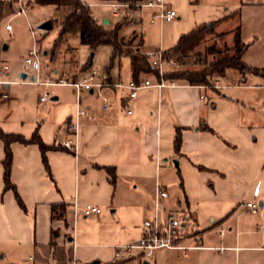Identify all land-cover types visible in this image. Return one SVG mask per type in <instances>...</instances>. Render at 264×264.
<instances>
[{
  "label": "crops",
  "instance_id": "0c3cea01",
  "mask_svg": "<svg viewBox=\"0 0 264 264\" xmlns=\"http://www.w3.org/2000/svg\"><path fill=\"white\" fill-rule=\"evenodd\" d=\"M166 2L178 16L171 22L154 23L162 32L169 26L155 48L170 51L182 34L229 16L219 25L229 23L232 35L240 26L241 38L248 44L243 60L248 66L264 68V0ZM9 6L13 0H0L2 13ZM150 9L151 15L157 10ZM155 48L137 49L146 53ZM237 72L231 73V86L224 84L229 86L225 89L187 83L147 88L130 102L132 114L127 113L125 89L84 91L79 103L75 89L65 86L75 92L76 99L58 92L53 97L56 103L44 113L24 106L22 98L11 99L9 84L0 83L4 86L0 94H9L1 100L0 126L26 137L38 131L45 143L56 146L46 153L48 171L39 145L12 144L11 180L25 204L23 209L15 192L5 189V146L0 143V264H141L139 260L147 257L115 261V247L141 237V219L153 213L158 183L170 193L166 207L177 210L181 200L176 201L162 183L161 170L173 159L184 158L198 172L200 197L214 205L220 202L227 211L212 225L186 231L182 244L192 247L189 250L159 249L144 264L179 252L182 264H264V73ZM58 73L52 76L63 77L54 75ZM142 75L140 79H149ZM225 77L218 80L222 83ZM72 78L80 80V75ZM227 89L233 91L227 93ZM96 93L99 99L88 96ZM82 94H87L85 102ZM103 96L110 101L108 110ZM78 107L92 117L81 119L74 151L63 142L71 137L67 122L76 118ZM178 126L183 129L180 152L174 147ZM106 166L115 168L114 180ZM186 201L189 206L188 196ZM246 201H254L259 212H250L243 205ZM62 203L66 205L63 218L53 209ZM87 204L100 207L101 213L85 215Z\"/></svg>",
  "mask_w": 264,
  "mask_h": 264
},
{
  "label": "rangeland",
  "instance_id": "374dc122",
  "mask_svg": "<svg viewBox=\"0 0 264 264\" xmlns=\"http://www.w3.org/2000/svg\"><path fill=\"white\" fill-rule=\"evenodd\" d=\"M22 1L29 5L27 16H15L13 14V11L18 8V2L15 0H13V6L11 8L9 6L3 13L0 10V80L7 81V84H9L7 92L10 94L11 99L14 100L18 97L22 98V104H24V106H29L34 112L43 109L40 111L44 113L48 112L51 104L53 105L56 103L57 100H54L53 97L58 92L67 97L72 95L71 97L76 99V94L70 87L61 85L51 87V94L47 103L40 102L43 87L29 84L33 83L31 81V74L33 71L24 60L29 50L34 46L37 47L40 53L43 75L52 76L56 70H59V73L54 75H63V77L55 78H66L76 81V79L72 77L80 75V80H82L88 77V67L91 66L99 74L109 72L112 76L110 77L116 81L121 79L123 82H128L132 79L131 59L128 55L117 58L111 67L112 46L100 45L96 49H93L89 45L81 43L79 35L75 32L68 33L61 37V21L67 14L65 8H58L55 5H41L34 2V0ZM85 1L89 3L93 15L98 22L108 28H113L117 22L123 21L125 24L120 31L121 37H125L127 43L132 41L131 47L139 48L142 52H145L149 48L159 46L162 35L169 32V26L167 24L164 26L162 32L158 26L159 24L150 22L152 16V10L150 8L138 10L134 8V15L126 17L114 14L111 0ZM222 1H234L241 4L243 2H260L262 0ZM133 17H136V21L133 20ZM49 19L53 20V28L50 31H43L38 28L39 24ZM106 20H108V22H106ZM7 24L12 25V33L6 30ZM230 29H232V27L229 23L218 25L215 28L216 33L208 34L201 45L198 46L196 53H191L184 57H179L174 53V55L171 54L176 59L177 63L167 66L166 69H168V71L169 67L170 69L172 67L180 71L204 69L206 64L222 57L227 53L226 49L232 46L233 35ZM33 31H35L36 34H34ZM222 31H228V33L224 36H219L218 33ZM5 45H7V48H5ZM92 53H94L93 56ZM3 66H8V70L4 71ZM230 71L231 72L228 73L227 77L222 81V84L228 83L231 86V73L237 74L238 72L237 69H230ZM23 73L28 74V79L23 80L21 78ZM33 73L36 74L35 72ZM142 77H148L153 83L157 82L154 75L143 74ZM21 81H27L29 83L24 84ZM2 84L4 85L5 83ZM0 87L1 89L4 88V86ZM207 87L206 89H217L215 87V82L208 84ZM145 91V89L140 90L139 95L143 96ZM225 91L231 93L233 90L227 89ZM86 96L87 94H82V102H85ZM88 96L93 99H99L97 93L93 96ZM62 100L63 97L60 101ZM1 103H3V101H1L0 104ZM186 161L187 160L184 158L179 162V168H176L173 162L165 164L161 170V179L162 183L167 185L170 189L173 198L176 201L178 198L181 200L180 204H176L177 210L180 211V216L186 219L187 227L185 231L192 232L193 230H197L196 228L212 225L214 220L219 221L222 216L225 215L224 213L227 209L226 206L220 202L214 205L212 204L213 201L210 202L200 197L198 189V172L195 167ZM186 196L189 197V206L186 201ZM149 216L150 214L144 215L141 222L143 223L145 217L147 218ZM180 253L182 252L176 254L171 253L170 255L173 257L170 259L169 253H167L164 258H159L156 263L154 260L151 262L152 264H182V255ZM139 261H142L141 264H144V261H150V259L142 258Z\"/></svg>",
  "mask_w": 264,
  "mask_h": 264
},
{
  "label": "built area",
  "instance_id": "2783aa9c",
  "mask_svg": "<svg viewBox=\"0 0 264 264\" xmlns=\"http://www.w3.org/2000/svg\"><path fill=\"white\" fill-rule=\"evenodd\" d=\"M7 1V0H1ZM18 2V8L13 11L15 16H27L29 12V5L25 4L22 0H15ZM114 14L119 16L123 15L126 17L133 16L134 8H155L157 9L150 18L151 23H156L157 21L171 22L177 17V11L173 8L167 7L166 0H141L139 2L132 1H120L113 0L111 2ZM6 30L12 33L13 27L11 24L6 25ZM34 34L35 31H33ZM12 35V34H11ZM151 60L154 68L158 69L161 75V80L153 83L150 79H132L128 82H123L120 80H113L108 73L99 74L95 69L91 68L88 77L82 80H68L66 78H55L49 75H43L42 73V61L40 58L39 50L36 46L29 50L28 55L25 57V62L34 71V79L31 81L39 86L43 87V93L40 100L45 102L48 100L51 92L50 89L53 86H71L75 89L78 97V102L80 103V94L84 91L98 90L101 92L105 87H114L125 89L127 91L126 99L127 103V113L132 114L133 109L130 102L138 96L140 90L147 88H163L171 85H175V81L168 82L163 78L166 72V67L176 64V59L168 53L163 47H158L149 50L145 53ZM3 70L7 71L8 66H3ZM0 83H7V81H1ZM202 88H208L207 85L200 86ZM215 87L217 89H225L229 87L220 82V80H215ZM9 97L7 92L0 94V101L5 100ZM202 98H206L203 94ZM104 99V109L108 110L110 108V101L107 96H103ZM91 114L85 108L78 107L76 118L67 122V128L71 135L70 138L63 142V145L74 151H77V135L81 125L82 118H91ZM170 196L169 191L160 183L156 187V196L153 207V213L150 217L146 218L143 222V233L141 237L130 243L120 245L115 247L114 260L115 261H126L132 259L138 255L144 257H153L159 249H179V250H189L190 246L182 244V239L186 236V219L180 216V212L176 209H169L165 205V200ZM243 205L252 213L259 212V206L254 201H246ZM85 215L89 216L93 213H101V208L87 204L84 209ZM195 247V246H194ZM219 250H225L224 247H220ZM33 260V257H30ZM72 264H77L73 262Z\"/></svg>",
  "mask_w": 264,
  "mask_h": 264
},
{
  "label": "trees",
  "instance_id": "16d2710c",
  "mask_svg": "<svg viewBox=\"0 0 264 264\" xmlns=\"http://www.w3.org/2000/svg\"><path fill=\"white\" fill-rule=\"evenodd\" d=\"M41 5H55L58 8H65L67 14L61 21V37L75 32L79 35L80 41L83 44L89 45L91 48L96 49L100 45H110L113 48L111 56L112 67L115 60L123 55H128L131 59L133 79L140 80L139 76L142 74L154 75L156 80H161V75L158 69L154 68L150 58L142 53L137 48L131 47L130 42H126L125 37H121L120 31L125 24L123 21L117 22L113 28L98 22L93 15L91 7L83 0H34ZM120 1H135L141 0H120ZM229 16H225L215 21H209L202 23L192 29L191 31L184 33L180 36L177 44L170 51V54L178 55L179 57L187 56L191 53H196L198 46L205 40L208 34L216 33L215 28L224 20H227ZM232 39V46L226 49V52L222 57L214 60L213 62L206 64V67L201 70H174L164 73L163 78L168 82L175 81L176 83H187L189 85L202 86L208 85L219 78L227 76L228 70L237 69L242 74L248 72L258 73L263 72V69L248 66L243 60V55L247 49L248 44L241 38V28L237 26L234 30ZM228 31H222L218 33L219 36H224ZM216 52V51H214ZM173 54V55H174ZM206 129L212 130L209 126ZM182 127H177L175 134L174 147L177 152H180L182 147ZM4 143L5 146V158L3 160L5 172L4 183L5 189L13 190L16 194L19 205L26 209L23 200L17 192L15 184L11 180V165L13 159L12 144L15 142L23 144H37L42 150L45 164L49 169L46 153L48 150L56 148V146L49 145L43 141L38 131H35L30 137H26L21 133L8 132L0 126V143ZM112 180L115 179V168L111 166L105 167ZM201 169L204 167H200ZM65 204H55L53 209L60 212L59 216L64 217Z\"/></svg>",
  "mask_w": 264,
  "mask_h": 264
},
{
  "label": "water",
  "instance_id": "95a60500",
  "mask_svg": "<svg viewBox=\"0 0 264 264\" xmlns=\"http://www.w3.org/2000/svg\"><path fill=\"white\" fill-rule=\"evenodd\" d=\"M106 22H108V20H106ZM38 28L43 30V31H50L53 28V20L49 19V20L42 22L41 24H39ZM5 48H7V45H5ZM93 55H94V53H92V56ZM22 78L27 79V75L23 74ZM31 79L33 80L34 77H32ZM54 99H56V98H54ZM173 163L175 164L176 168H179V160L178 159H173Z\"/></svg>",
  "mask_w": 264,
  "mask_h": 264
}]
</instances>
